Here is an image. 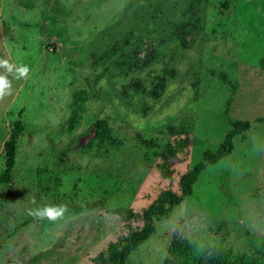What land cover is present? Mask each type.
<instances>
[{
    "label": "rangeland",
    "instance_id": "374dc122",
    "mask_svg": "<svg viewBox=\"0 0 264 264\" xmlns=\"http://www.w3.org/2000/svg\"><path fill=\"white\" fill-rule=\"evenodd\" d=\"M225 1L0 0V58L31 69L0 101V173L12 133L24 127L0 187V264H93L143 227L112 212L141 214L161 192L179 194L181 177L219 149L231 121L253 124L127 264H179L182 244L210 247L204 264L218 249L264 253V124L255 122L264 117V0ZM130 66L143 92L134 102L116 88ZM157 76L151 96L145 84ZM190 119L194 144L163 179L156 152ZM102 197L106 207L68 211L57 223L28 215Z\"/></svg>",
    "mask_w": 264,
    "mask_h": 264
},
{
    "label": "trees",
    "instance_id": "16d2710c",
    "mask_svg": "<svg viewBox=\"0 0 264 264\" xmlns=\"http://www.w3.org/2000/svg\"><path fill=\"white\" fill-rule=\"evenodd\" d=\"M229 6V0H226L224 7ZM164 44V41H163ZM118 68V67H116ZM119 78H124L125 81L134 71H131V66L119 70ZM137 71H141L138 69ZM223 81L232 84L226 74H220ZM140 77H133L125 83H119L116 88L122 93L124 99L134 102L143 94L141 86L136 85V80ZM147 90L151 96H156L157 87L160 84V77L157 76L154 81L146 82ZM255 122L264 124V117L258 118ZM253 122L251 121H231V130L226 135L224 142L217 151H206L203 158L191 170L185 173L180 179V193L172 191H163L157 199L141 214L132 210L118 209L112 213L121 216L126 223L131 221H143V227L134 230L128 237L119 238L115 242L109 244L106 251L101 252L92 258L93 264H127L129 256L142 243L148 240L156 232V222L166 218L171 211L181 205L188 197L193 194V187L197 183L201 174L210 166L216 165L222 159L231 155L234 150V139L244 132L251 129ZM24 127L21 123L17 124L15 132L12 133L9 142L6 145V166L3 172L0 173V187L7 184L13 175L15 167V159L18 145V138L23 133ZM178 135L170 140L160 151L156 152L159 158L157 170L163 179L171 180L175 174V166L184 162L188 157L190 148L194 144L192 121L186 120L180 126ZM141 144L147 147L148 150L157 148L152 139H145L138 135ZM225 195L230 197L229 191L224 188ZM69 211L76 215L89 213L97 208L106 207V197L95 201H87L83 204L71 202L67 204ZM211 248L208 246L182 244L176 251L180 257L179 264H204L205 257ZM205 264H264V253L257 259H252L249 255L236 256L232 251L218 249L215 252V260Z\"/></svg>",
    "mask_w": 264,
    "mask_h": 264
},
{
    "label": "clouds",
    "instance_id": "9594fccd",
    "mask_svg": "<svg viewBox=\"0 0 264 264\" xmlns=\"http://www.w3.org/2000/svg\"><path fill=\"white\" fill-rule=\"evenodd\" d=\"M30 71V67L26 64H15L10 62L9 59L0 58V101L12 95L13 79L27 80ZM68 211L66 204H44L29 209L28 215L39 221L47 220L49 223H57L65 219Z\"/></svg>",
    "mask_w": 264,
    "mask_h": 264
}]
</instances>
